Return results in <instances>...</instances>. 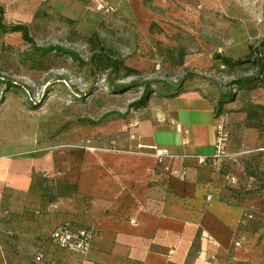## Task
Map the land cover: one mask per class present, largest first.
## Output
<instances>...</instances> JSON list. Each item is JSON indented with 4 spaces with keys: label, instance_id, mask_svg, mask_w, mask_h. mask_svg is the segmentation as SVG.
Returning <instances> with one entry per match:
<instances>
[{
    "label": "crops",
    "instance_id": "crops-1",
    "mask_svg": "<svg viewBox=\"0 0 264 264\" xmlns=\"http://www.w3.org/2000/svg\"><path fill=\"white\" fill-rule=\"evenodd\" d=\"M183 64L208 69L215 59L203 52ZM220 93L189 82L106 120L81 143L1 153L0 264H264V188L236 198L210 165ZM244 96L227 105L233 121L247 118ZM249 96L264 105V87ZM258 136L248 152L264 171ZM251 204L257 217L243 225ZM64 223L94 230L86 255L52 241Z\"/></svg>",
    "mask_w": 264,
    "mask_h": 264
},
{
    "label": "rangeland",
    "instance_id": "rangeland-1",
    "mask_svg": "<svg viewBox=\"0 0 264 264\" xmlns=\"http://www.w3.org/2000/svg\"><path fill=\"white\" fill-rule=\"evenodd\" d=\"M0 4L6 11L2 22L28 25L41 48L26 42L20 32L0 28V154L81 143L106 120L128 114L129 105L148 83L158 92L183 81L226 91L233 79L256 73L257 66L248 62L224 67L215 59L214 66L202 69L184 65V57L220 52L246 58L250 47L254 50L264 39V0H0ZM95 32L100 44L93 38ZM99 45L136 72L122 70L109 78V70L80 64L58 50H43L60 46L89 61ZM109 79L135 86L115 93ZM247 98L243 107L254 103ZM226 114L230 139L224 156L213 164L218 171L227 170L225 175L238 177L255 162L256 153L248 151L257 135L264 136V111L252 120L233 121ZM240 185L244 184L238 177L234 187Z\"/></svg>",
    "mask_w": 264,
    "mask_h": 264
},
{
    "label": "trees",
    "instance_id": "trees-1",
    "mask_svg": "<svg viewBox=\"0 0 264 264\" xmlns=\"http://www.w3.org/2000/svg\"><path fill=\"white\" fill-rule=\"evenodd\" d=\"M5 12L6 11L4 5L0 4V28L5 30L6 32H20L26 42L32 44L34 48L41 50V48L37 46L33 36L31 35L30 28L28 25L22 23L6 25L5 23L2 22L5 16ZM154 24L155 23H152V26ZM93 36H94L93 38L96 39V42L100 44L98 33L95 32ZM53 49L68 54L70 57L79 61L80 64H91L93 69H99L105 71L109 70V74H108L109 78L113 75H118L122 70H125L129 74L136 72L135 69L125 65L122 59L114 57L110 52L106 50L105 47L101 45H99L97 49L95 48L93 50L89 61L80 57V55L75 51L65 49L60 46L49 47L43 50L50 51ZM250 53L251 54L249 55V57L246 58H234L220 52L214 54V59L222 61V65L224 67L239 66L246 64L248 62L253 63L254 65L257 66L256 73L233 79L229 83V87L226 89V91H222L220 93V98L216 106L217 107L216 111L218 116L225 115L226 113H228L229 109L227 108V105L231 102H234L236 98L241 94L245 95L247 98L251 90L258 89L264 86V39L259 42V44L255 47L254 50H252V47H250ZM193 78L194 75L192 77H188L189 79L188 81L192 80ZM187 84L188 83L185 84L184 81L178 84H172L165 87L162 91L159 92L153 90L150 83L145 84L142 94L133 102H131L129 106L131 107L132 110L146 107L152 95L157 93L165 94L171 91L177 93L180 90H182L185 86H187ZM9 85H13V83L10 82ZM108 86L115 93H118L120 91H126L133 88L135 86V83L129 85H122V84L119 85L115 82L114 79H109ZM243 110L246 111L247 113V119L252 120L253 118H256L258 115H260V112L264 111V105L251 103L246 105V107H243ZM210 165L213 169L218 171V167L214 166L213 161H211ZM218 172L222 173V179H220L221 183L219 186L222 189L231 191V194L236 198H241V197L249 198L247 196L252 197L256 194V191L258 189L264 188V171H260L258 169L256 162H254L253 164L252 163L247 164V166L242 170V173L238 175L240 182L244 184V185H240L239 187H234L224 181L223 175H225L227 170L221 169ZM256 217H257V213L254 219L247 221L246 225H248L251 221H254Z\"/></svg>",
    "mask_w": 264,
    "mask_h": 264
},
{
    "label": "built area",
    "instance_id": "built-area-1",
    "mask_svg": "<svg viewBox=\"0 0 264 264\" xmlns=\"http://www.w3.org/2000/svg\"><path fill=\"white\" fill-rule=\"evenodd\" d=\"M220 124L218 126L217 139L215 144V153L212 157L213 163L216 162L221 156H224L225 150L227 149L228 142L230 139V131L228 128L227 115L220 116ZM168 149H159L157 155L163 157L169 155ZM200 163H206L207 159L200 157ZM225 179L229 185L235 186L238 182V177L234 174L227 173ZM211 199V196L208 197ZM7 213V211H5ZM257 213V208L255 204H251L244 208L240 223L243 225L247 224V221L254 219ZM94 237V230L90 228H74L68 223L59 225L51 234L52 241L59 247L69 249L71 251L77 252L81 255H86L92 244V239ZM243 238L238 237L235 240L237 246L241 245ZM45 258V253L40 252L39 259ZM80 264V263H79ZM83 264V263H81Z\"/></svg>",
    "mask_w": 264,
    "mask_h": 264
}]
</instances>
